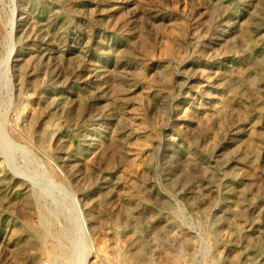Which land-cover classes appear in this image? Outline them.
<instances>
[{
  "label": "rangeland",
  "instance_id": "1",
  "mask_svg": "<svg viewBox=\"0 0 264 264\" xmlns=\"http://www.w3.org/2000/svg\"><path fill=\"white\" fill-rule=\"evenodd\" d=\"M263 98L264 0H0V264H264Z\"/></svg>",
  "mask_w": 264,
  "mask_h": 264
},
{
  "label": "bare ground",
  "instance_id": "2",
  "mask_svg": "<svg viewBox=\"0 0 264 264\" xmlns=\"http://www.w3.org/2000/svg\"><path fill=\"white\" fill-rule=\"evenodd\" d=\"M242 37V36H241ZM243 39V38H242ZM245 40V39H244ZM242 42H243V40H242ZM247 42V41H246ZM230 45V44H229ZM223 52V51H222ZM232 67V66H231ZM230 67V68H231ZM233 68V67H232ZM243 68V67H242ZM229 71H231V70H229ZM200 72V71H199ZM206 74V73H205ZM217 74V73H216ZM219 74V73H218ZM218 76V75H217ZM118 77V76H117ZM138 77V76H137ZM205 77V76H204ZM114 78V77H113ZM139 78V77H138ZM207 78V77H206ZM209 80V79H208ZM205 84V83H204ZM121 88V87H120ZM123 88V87H122ZM120 90V89H119ZM118 90V91H119ZM123 91V90H122ZM121 92V91H120ZM119 94V93H118ZM116 97V96H115ZM257 97H258V95H257ZM117 98V97H116ZM257 99V98H256ZM264 99V98H263ZM118 100V99H117ZM120 100V99H119ZM218 103V102H217ZM217 103H216V105H217ZM222 104H223V102H222ZM198 105V104H197ZM215 105V104H214ZM215 105V106H216ZM228 105V104H227ZM256 105V104H255ZM264 105V104H263ZM208 106V105H207ZM198 107V106H197ZM201 107V106H200ZM220 107V106H219ZM259 107V106H258ZM217 108V107H216ZM227 108V107H226ZM234 108V107H233ZM222 109V108H221ZM228 109H229V107H228ZM231 109V108H230ZM261 109H263V111H264V106L263 107H261ZM260 109V110H261ZM219 110V109H218ZM190 111V110H189ZM207 111V110H206ZM220 111V110H219ZM225 111V110H224ZM248 111V110H247ZM259 111V110H258ZM210 112V111H209ZM232 112V111H231ZM211 113V112H210ZM243 113V112H242ZM245 113H247V112H245ZM249 113V112H248ZM203 114H205V113H203ZM209 114V113H208ZM186 115V114H185ZM245 115V114H244ZM197 116V115H196ZM218 117V116H217ZM221 117V116H220ZM190 118H192V117H190ZM200 119V118H199ZM198 119V120H199ZM201 120V119H200ZM220 120V119H219ZM206 121V120H205ZM209 124H210V122H209ZM197 126V125H196ZM212 126V125H211ZM200 127V126H199ZM198 127V128H199ZM207 127V126H206ZM127 128V127H126ZM123 130V129H122ZM216 130V129H215ZM200 131V130H199ZM216 132V131H215ZM210 133V132H209ZM117 134V133H116ZM131 136V135H130ZM117 137V136H116ZM139 139V138H138ZM185 139V138H184ZM188 139V138H187ZM125 140H126V137H125ZM140 140V139H139ZM124 141V140H123ZM144 141V140H143ZM116 142V141H115ZM140 142V141H139ZM138 142V143H139ZM145 142V141H144ZM131 143V142H130ZM127 144V143H126ZM139 144H141V143H139ZM136 145V144H135ZM143 146V145H142ZM142 146H140V147H142ZM136 147V146H135ZM150 148H151V146H150ZM141 150H143V149H141ZM133 151V150H132ZM247 153V152H246ZM134 156V155H133ZM70 166H71V164H70ZM71 168V167H70ZM127 210H129V207H127ZM167 222V221H166ZM162 224V223H161ZM170 226V225H169ZM158 231V230H157ZM159 232V231H158ZM157 232V233H158ZM237 232H238V230H237ZM156 236V235H155ZM177 236H179V235H177ZM81 244H82V242H81ZM82 246H83V244H82ZM82 248V247H81ZM70 251V250H69ZM178 254V253H177ZM180 254V253H179ZM146 255H147V250H146V248H145V245H141L140 247H139V250H138V252L137 253H135V260H134V262H136V263H138V264H140V263H143V261H144V259H145V257H146ZM171 256H172V254H171ZM174 257V256H173ZM147 258V257H146ZM133 258H131V260H132ZM130 260V261H131ZM133 261V260H132ZM131 261V262H132ZM128 263H130V262H128Z\"/></svg>",
  "mask_w": 264,
  "mask_h": 264
}]
</instances>
